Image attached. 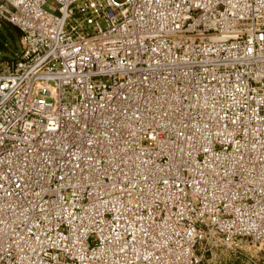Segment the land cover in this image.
<instances>
[{
	"label": "built area",
	"instance_id": "built-area-1",
	"mask_svg": "<svg viewBox=\"0 0 264 264\" xmlns=\"http://www.w3.org/2000/svg\"><path fill=\"white\" fill-rule=\"evenodd\" d=\"M48 1L0 0V264L264 250V0Z\"/></svg>",
	"mask_w": 264,
	"mask_h": 264
},
{
	"label": "rangeland",
	"instance_id": "rangeland-1",
	"mask_svg": "<svg viewBox=\"0 0 264 264\" xmlns=\"http://www.w3.org/2000/svg\"><path fill=\"white\" fill-rule=\"evenodd\" d=\"M52 3L50 0L48 1ZM52 6V5H51ZM50 6V7H51ZM7 26L14 29V26L0 20V30H3V27ZM1 37V35H0ZM19 41L17 38L15 43L5 41L6 52H0V58L7 59L5 57L14 58L19 53ZM210 245H212L210 247ZM264 256V250L257 251L251 245L240 241L234 245L220 244L208 242L206 251L203 254L202 264H262L261 258Z\"/></svg>",
	"mask_w": 264,
	"mask_h": 264
},
{
	"label": "trees",
	"instance_id": "trees-1",
	"mask_svg": "<svg viewBox=\"0 0 264 264\" xmlns=\"http://www.w3.org/2000/svg\"><path fill=\"white\" fill-rule=\"evenodd\" d=\"M0 35H1V37H0V52H3V53L6 52V47H7V45H5L4 40L9 41V42L13 43V45H14L15 40H17V38L19 39V37H20L19 31L15 27H14V29H12V28L7 27V26H4L2 31L0 30ZM19 49L21 50L20 41H19ZM20 50H19V53H20ZM5 58L12 59L10 56L5 57Z\"/></svg>",
	"mask_w": 264,
	"mask_h": 264
}]
</instances>
